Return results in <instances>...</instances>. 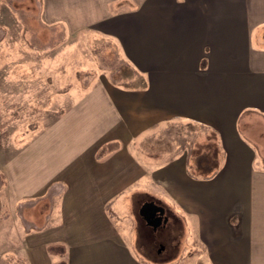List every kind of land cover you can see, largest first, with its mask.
<instances>
[{
	"label": "crops",
	"instance_id": "crops-1",
	"mask_svg": "<svg viewBox=\"0 0 264 264\" xmlns=\"http://www.w3.org/2000/svg\"><path fill=\"white\" fill-rule=\"evenodd\" d=\"M37 2L44 23L111 43L132 74L88 87L73 101L77 123L62 118L64 107L17 154L43 159L42 174L32 167L35 186L21 192L26 201H51L43 228L29 236V264H264V163L255 161V130L244 127L248 112L264 123V0ZM211 136L218 169L201 161L199 171L213 174L197 180L193 152ZM63 182L71 188L64 198ZM151 185L174 191L160 200L147 192L139 204L185 209L202 244L197 255L150 263L132 248L127 199ZM204 185L217 188L206 209ZM157 245L162 256L167 248Z\"/></svg>",
	"mask_w": 264,
	"mask_h": 264
},
{
	"label": "rangeland",
	"instance_id": "rangeland-1",
	"mask_svg": "<svg viewBox=\"0 0 264 264\" xmlns=\"http://www.w3.org/2000/svg\"><path fill=\"white\" fill-rule=\"evenodd\" d=\"M51 27L43 22L37 0H0V264L30 263L27 253L29 236L33 230L43 228L51 204L48 199L33 200L32 203L21 194L26 184L35 186L37 182L33 165H38L41 174L44 167L42 158L39 162L30 161L27 164L23 161L24 157L17 154L45 131L48 125L59 121L62 110L66 109L61 115L71 122V127L77 123L71 111L76 101L89 94L88 87L103 86L106 84L105 79L122 83V79L127 81L132 74L111 43L102 42L87 33L78 37L68 36L61 27ZM107 69L118 75L105 78V72H111ZM121 75L125 78H121ZM245 116L244 127L253 128L256 133L254 135L253 130L249 131L253 136L251 142L259 149L256 164H262L264 123H257V116L250 112ZM245 131L250 137L248 130ZM260 143L263 147H260ZM199 145L193 152L194 166L189 175L197 180L210 179L208 176L213 174V170L200 172L198 165L207 160L216 165L214 169H218L220 158L216 142L211 136L203 145ZM204 154L211 157L206 158ZM9 173L12 180L10 185L7 177ZM147 180H153L151 173L147 172ZM169 184H166L167 188ZM152 185L147 187L144 194L127 199L129 211L125 220L131 224L129 226L134 236L132 248L145 255L149 262L151 259L155 263L170 262L179 254L185 259L197 255L195 251L199 252L202 244L200 238L194 236L193 227H189L190 222L187 223L186 217L189 215L185 209L178 208L177 211L175 207L161 202L169 217V232L167 229L155 232L139 216L142 204L139 202L151 197L147 192L156 193L159 199L161 196L168 197L174 191L164 186L155 189ZM214 187H201V193L208 198L202 200L205 209L210 203L209 194L217 191ZM70 189V186L62 183L63 198ZM153 197L156 199V196ZM119 206L122 205H116L115 208ZM35 225L37 229H33ZM157 244L167 248L165 253L161 251L162 256Z\"/></svg>",
	"mask_w": 264,
	"mask_h": 264
},
{
	"label": "flooded vegetation",
	"instance_id": "flooded-vegetation-1",
	"mask_svg": "<svg viewBox=\"0 0 264 264\" xmlns=\"http://www.w3.org/2000/svg\"><path fill=\"white\" fill-rule=\"evenodd\" d=\"M161 207V206H160ZM146 223V222H145ZM167 215L163 210H156L151 215L149 219V223H146L147 226L154 229L155 227L157 229H162L167 226ZM163 249V247H162Z\"/></svg>",
	"mask_w": 264,
	"mask_h": 264
},
{
	"label": "water",
	"instance_id": "water-1",
	"mask_svg": "<svg viewBox=\"0 0 264 264\" xmlns=\"http://www.w3.org/2000/svg\"><path fill=\"white\" fill-rule=\"evenodd\" d=\"M156 210H163L161 207L157 206L154 201H145L139 209V216L143 218L147 223H149V219L151 215Z\"/></svg>",
	"mask_w": 264,
	"mask_h": 264
},
{
	"label": "trees",
	"instance_id": "trees-1",
	"mask_svg": "<svg viewBox=\"0 0 264 264\" xmlns=\"http://www.w3.org/2000/svg\"><path fill=\"white\" fill-rule=\"evenodd\" d=\"M49 252L50 253H64V248L63 247H59V246H51L49 248ZM58 264H65L64 261L58 263Z\"/></svg>",
	"mask_w": 264,
	"mask_h": 264
}]
</instances>
